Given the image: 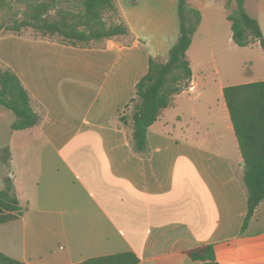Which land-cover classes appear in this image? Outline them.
Instances as JSON below:
<instances>
[{"label": "crops", "instance_id": "0c3cea01", "mask_svg": "<svg viewBox=\"0 0 264 264\" xmlns=\"http://www.w3.org/2000/svg\"><path fill=\"white\" fill-rule=\"evenodd\" d=\"M116 3L126 35L85 45L0 36V63L19 76L40 116L16 130L14 112L0 105V188L11 176L23 208L0 224V253L27 264L124 251L135 252L137 264H202L188 251L213 243L222 264H264V228L249 229L264 219V201L244 229V163L224 97L227 86L264 81L260 42H234V1L188 0L202 14L187 50L192 80L138 151L132 100L149 59L166 60L179 39V0ZM245 4L264 34V0Z\"/></svg>", "mask_w": 264, "mask_h": 264}, {"label": "trees", "instance_id": "16d2710c", "mask_svg": "<svg viewBox=\"0 0 264 264\" xmlns=\"http://www.w3.org/2000/svg\"><path fill=\"white\" fill-rule=\"evenodd\" d=\"M236 7L228 15L233 40L239 46H248L259 41L264 50V34L258 19L252 16L245 0H228ZM15 9L16 17L0 36L18 34L32 28L44 36L59 34L72 44H88L102 38L126 35L130 29L120 17L116 0H80L79 9L64 8L59 0H34L20 9L13 0H0V7ZM55 14L52 15L51 12ZM178 15L180 36L172 46L166 60L151 57L148 70L137 84L136 97L132 100L133 141L138 151L147 146L149 127L167 108L174 96L188 88L192 80V68L187 58L194 33L201 20L200 10L189 5L188 0H179ZM113 17L108 22L106 17ZM82 27V28H81ZM224 97L229 108L236 137L243 157V180L248 194V213L244 229L256 208L264 201V81L230 85L224 88ZM0 105L12 110L16 116L12 128L26 129L38 124L39 114L33 109L31 96L19 76L8 66L0 63ZM122 122L127 117L122 114ZM9 149L1 157L9 160ZM23 208L11 176L5 178L0 188V224L16 220ZM189 256L202 264H222L216 258L213 243H203L191 248ZM139 257L133 251L87 258L74 264H137ZM0 264H27L5 253H0Z\"/></svg>", "mask_w": 264, "mask_h": 264}, {"label": "rangeland", "instance_id": "374dc122", "mask_svg": "<svg viewBox=\"0 0 264 264\" xmlns=\"http://www.w3.org/2000/svg\"><path fill=\"white\" fill-rule=\"evenodd\" d=\"M25 1L32 2L34 0H25ZM209 1H210V3L213 2V0H209ZM59 5L61 7H64V8L79 9L80 0H59ZM51 14L54 15L55 12L52 11ZM15 17H16L15 9H10L8 6H5L4 8L0 7V33L7 26L12 25L13 19ZM106 18H107L109 23L113 21V17H108L107 16ZM21 33L26 34V35H30V36L47 37V38L54 39V40L63 39V37L60 36L59 34L44 36L42 33H38L37 31H35L32 28L24 29ZM246 69H247L246 73L249 74V75H247V77H252L253 66H251L249 64L248 68L246 67ZM0 166H3V165H0ZM2 168H0V171L2 170ZM263 228H264V219H261V220H258V221H253L249 225V229L250 230L263 229Z\"/></svg>", "mask_w": 264, "mask_h": 264}]
</instances>
